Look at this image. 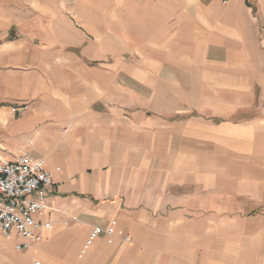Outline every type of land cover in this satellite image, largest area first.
Segmentation results:
<instances>
[{"label":"crops","instance_id":"crops-1","mask_svg":"<svg viewBox=\"0 0 264 264\" xmlns=\"http://www.w3.org/2000/svg\"><path fill=\"white\" fill-rule=\"evenodd\" d=\"M141 3L0 43V163L52 179L0 264H264V0Z\"/></svg>","mask_w":264,"mask_h":264},{"label":"rangeland","instance_id":"rangeland-1","mask_svg":"<svg viewBox=\"0 0 264 264\" xmlns=\"http://www.w3.org/2000/svg\"><path fill=\"white\" fill-rule=\"evenodd\" d=\"M128 2H133L135 7L142 4V0H0V43L15 38V34L19 32L17 29L29 33V30H26L24 26L32 23V29L38 34L45 33L47 29L54 32L57 35L55 45L59 48L62 42L65 41L63 35L68 37L69 34L64 26H61L62 23H67L69 20L77 22V16L80 13L83 17L91 16L93 18L94 12L99 9H103V11L106 9L109 12L110 8L117 7L118 11H124ZM183 2L185 3L186 0H183ZM134 12H137V10H134ZM73 25L81 30L76 23ZM6 33H8L7 36H5ZM57 51H60V49H57ZM150 69H154V67L151 66ZM201 97L203 98V96ZM202 102L204 103V101ZM155 194L156 190L151 188L149 190L150 197H155ZM216 199L215 197V203L217 202ZM195 207L207 210L208 213H214L218 217L229 216L239 208L233 204L213 206L208 204L206 206L200 196ZM167 241L172 242L173 239ZM186 245H189L188 242L182 238V264H191L189 262L191 254L184 253L187 250ZM218 245L215 244L214 246L215 252L220 249ZM214 260L215 262L220 260L218 252L214 253Z\"/></svg>","mask_w":264,"mask_h":264},{"label":"built area","instance_id":"built-area-1","mask_svg":"<svg viewBox=\"0 0 264 264\" xmlns=\"http://www.w3.org/2000/svg\"><path fill=\"white\" fill-rule=\"evenodd\" d=\"M51 186V176L41 160L21 156L14 162L0 163V237L22 239L16 251L28 249L41 239L42 226L34 218L45 210L44 199Z\"/></svg>","mask_w":264,"mask_h":264}]
</instances>
